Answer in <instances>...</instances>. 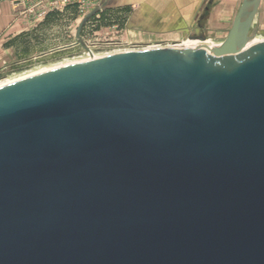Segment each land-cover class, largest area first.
I'll list each match as a JSON object with an SVG mask.
<instances>
[{"label":"water","instance_id":"95a60500","mask_svg":"<svg viewBox=\"0 0 264 264\" xmlns=\"http://www.w3.org/2000/svg\"><path fill=\"white\" fill-rule=\"evenodd\" d=\"M260 3L242 1L220 48L0 87V264H264Z\"/></svg>","mask_w":264,"mask_h":264},{"label":"crops","instance_id":"0c3cea01","mask_svg":"<svg viewBox=\"0 0 264 264\" xmlns=\"http://www.w3.org/2000/svg\"><path fill=\"white\" fill-rule=\"evenodd\" d=\"M242 1L101 0L99 6L82 15L77 6L50 12L45 9L44 0H11L0 4V71L22 68L27 63L48 60L83 47L77 43L76 32L89 15L111 17L114 25L108 28L124 23L129 32L166 36L188 28L192 15L202 8L214 14L209 16L211 27L218 28L221 22L231 21Z\"/></svg>","mask_w":264,"mask_h":264},{"label":"rangeland","instance_id":"374dc122","mask_svg":"<svg viewBox=\"0 0 264 264\" xmlns=\"http://www.w3.org/2000/svg\"><path fill=\"white\" fill-rule=\"evenodd\" d=\"M10 1L11 0H0V4H5ZM208 8L210 7L208 6ZM237 12L232 14L231 21H225L223 23L221 22L220 27L213 28L211 27L209 19V16L212 15V13L202 8L197 13L192 15L193 17L189 22L190 25L188 28H185L181 32L166 36H150L143 35L140 32H129L124 28V23L123 25H118L117 28H108L112 27L110 24L102 25L100 26V29V27H97L98 23L87 21L88 23H85L82 29L84 30V37L82 35L83 44H85L87 47H90L94 55L90 54L85 56L84 53L87 49L78 47V49H75L74 52L68 54H59L53 58L40 62L34 61L27 63L22 68H8L6 70L0 71V85L35 71L45 70V68L48 70V68L50 69L53 67L78 62L82 59L87 60L88 58L92 59L94 57L98 58L110 54L128 52L127 49H132L134 47L135 49L130 51L175 48L188 45L194 46L202 43L209 45H219L224 43L227 32L230 29ZM223 15L224 14H220L222 17ZM249 34L256 41H264V0H261L258 11L253 19ZM200 36L205 37L206 41H191L194 39V37ZM78 45L81 44L78 43Z\"/></svg>","mask_w":264,"mask_h":264},{"label":"built area","instance_id":"2783aa9c","mask_svg":"<svg viewBox=\"0 0 264 264\" xmlns=\"http://www.w3.org/2000/svg\"><path fill=\"white\" fill-rule=\"evenodd\" d=\"M100 3H101V0H44L45 9L50 12H53V11L62 12L69 7L77 6L82 15L88 13L89 10L90 11L93 10L94 8L99 6ZM134 49L135 47L132 49H127V50L130 51ZM90 54L94 55V53H92V49L88 47L87 50H85L84 55L88 56ZM80 61H83V59Z\"/></svg>","mask_w":264,"mask_h":264},{"label":"bare ground","instance_id":"6f19581e","mask_svg":"<svg viewBox=\"0 0 264 264\" xmlns=\"http://www.w3.org/2000/svg\"><path fill=\"white\" fill-rule=\"evenodd\" d=\"M191 41H198V42H205V41H202V40H200V39H192ZM260 42H263V41H260ZM259 41H256L253 37H251V36H249L248 37V39H247V45H252V44H256V43H260ZM211 44V43H210ZM223 45V43L222 44H219V45H209V44H205V43H202V44H199V45H188V46H184V47H175V48H181V49H215V48H220L221 46ZM152 50H154V49H152ZM94 58H96V57H94ZM89 60V59H88ZM54 68V67H53ZM49 69V68H48ZM45 70H47L46 68H45ZM41 71H44V70H39V71H35V72H33V73H30V74H28V75H25V76H22V77H19V78H16V79H12L11 81H9V82H7V83H4V84H2V85H0V87L1 86H4V85H6V84H9V83H11V82H15V81H17V80H20V79H22V78H25V77H28V76H31V75H34V74H36V73H39V72H41Z\"/></svg>","mask_w":264,"mask_h":264},{"label":"trees","instance_id":"16d2710c","mask_svg":"<svg viewBox=\"0 0 264 264\" xmlns=\"http://www.w3.org/2000/svg\"><path fill=\"white\" fill-rule=\"evenodd\" d=\"M88 21H89V22H90V21H93V23H98L97 27H100V26H102V25H109V24H110V25H114V22H113V20H111V17H109L108 19H106V18L104 17V15H102V16L96 18V14H93V15L90 16V18H89ZM115 21H116V20H115ZM120 23L122 24L123 21H120Z\"/></svg>","mask_w":264,"mask_h":264}]
</instances>
